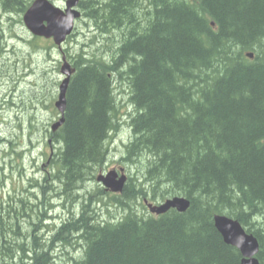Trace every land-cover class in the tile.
Returning <instances> with one entry per match:
<instances>
[{
  "label": "trees",
  "instance_id": "1",
  "mask_svg": "<svg viewBox=\"0 0 264 264\" xmlns=\"http://www.w3.org/2000/svg\"><path fill=\"white\" fill-rule=\"evenodd\" d=\"M28 2L0 5L23 13ZM139 3L80 6L102 27L95 38L102 45L80 49L71 62L63 124L47 133L55 171L43 179L58 184L49 189L60 191L62 207L68 203L72 211L46 226L44 238L39 224L46 212L23 216L25 200L4 201L0 178V264H57L59 246L66 255L68 248L77 255L78 247L82 256H66L70 264H240L216 231L215 215L252 234L264 264V0ZM115 82L127 86L131 107V137L119 162L139 165L121 195L88 185L103 171L110 134L118 130ZM178 195L190 202L184 213L109 211L136 197L157 202Z\"/></svg>",
  "mask_w": 264,
  "mask_h": 264
},
{
  "label": "rangeland",
  "instance_id": "2",
  "mask_svg": "<svg viewBox=\"0 0 264 264\" xmlns=\"http://www.w3.org/2000/svg\"><path fill=\"white\" fill-rule=\"evenodd\" d=\"M2 1L4 0H0ZM148 1L150 0H138L141 8L148 6ZM54 2L58 6L61 0ZM21 18L20 12H4L0 5V178L4 177L2 197L4 201H7V198L14 199V202H11L13 206L18 199L25 200L23 216H34L36 211L43 215L45 211L46 218L40 222L39 227L40 235L46 238L45 227L58 225L68 218L69 212L72 211L68 203L62 207L65 197L60 191L49 189L53 186L57 187L56 182L50 187L43 183V179L55 171L50 159L51 144L45 137V130L48 134L52 133L49 125L58 119L53 103L57 95V84L62 79L59 74L61 55H65L72 62L80 49L84 53L99 49L102 43L95 38L99 37L98 32L102 27H96L82 11L80 16L82 22L76 24L73 36L58 50L50 40L34 39L25 30ZM140 18L143 19V14ZM111 31L113 32L111 37L112 34L115 37L116 30L111 29ZM107 58L104 57V61H108ZM113 94L118 116L115 120H118L119 127L118 131L111 135L108 143L109 153L102 173L122 166L126 175L132 177L137 175L136 167L139 165L128 166L119 162L125 150L124 145L130 138L127 123L131 107L127 102L129 97L127 86L115 82ZM88 185L92 190H99L100 187L96 181ZM42 187L45 188L44 195L41 194ZM143 200L136 197L125 201L126 205L122 203L120 209L110 208V214L120 217L127 213L129 208H134L138 210L139 215L146 217L149 212L141 208ZM163 201L159 200L157 204ZM48 205H52V208ZM79 208L80 206L77 205L73 211ZM96 208L103 218H107L101 206L96 205ZM21 220L28 222L27 219ZM75 249L78 251L77 255H74L75 251L70 248L66 249L68 252L66 255L65 250L59 246L57 251H54L57 264H70L67 259L70 255L75 259L80 258L82 255L78 247Z\"/></svg>",
  "mask_w": 264,
  "mask_h": 264
},
{
  "label": "water",
  "instance_id": "3",
  "mask_svg": "<svg viewBox=\"0 0 264 264\" xmlns=\"http://www.w3.org/2000/svg\"><path fill=\"white\" fill-rule=\"evenodd\" d=\"M76 12H68L63 15L56 9L50 7L46 2L42 0L36 1L26 11L23 21L27 29L34 35L44 36L46 38H53L56 45L62 43L67 35L72 30V22L74 18H77ZM46 22V27L42 25ZM62 73L66 75V78L61 82L59 86L58 101L55 102V107L61 113L65 109V92L69 82L71 74L70 67L64 63L61 69ZM63 122V116L57 122L56 126H60ZM116 173L109 172L105 176H98L97 181L101 182L102 185L109 189L111 192H120L125 181V177L121 176L116 180ZM189 207V201L182 197H174L168 199L164 204L160 206L148 205L151 213L162 214L169 209H175L178 212H185ZM213 224L217 232L221 235L223 242L229 246L236 248L242 260L240 264H258L254 258L258 252V244L254 237L244 235L240 226L231 221H226L221 218H214Z\"/></svg>",
  "mask_w": 264,
  "mask_h": 264
},
{
  "label": "bare ground",
  "instance_id": "4",
  "mask_svg": "<svg viewBox=\"0 0 264 264\" xmlns=\"http://www.w3.org/2000/svg\"><path fill=\"white\" fill-rule=\"evenodd\" d=\"M64 56H65V55H64ZM58 117H59V114H58ZM57 122H58V119H57V121L54 122V123L51 125V127H50V130H51L52 132H54V131L56 130V128H57V126H56ZM95 181H96V180H95ZM96 183L98 184L97 181H96ZM178 196H179V195H178ZM165 201H166V200H164V201L161 202V203H158L157 206H160V205L164 204ZM52 205H53V204H52ZM214 218H221V219H224V220H226V221L235 222V223H237V224L240 226V228H241V230L243 231L244 235L254 237L252 234L246 232V230H245V229H244V228H243V227H242V226H241L236 220H234V219H232V218H230V217H227V216H225V215H215V216L213 217V220H214ZM216 231H217V230H216ZM219 235H220V234H219Z\"/></svg>",
  "mask_w": 264,
  "mask_h": 264
}]
</instances>
